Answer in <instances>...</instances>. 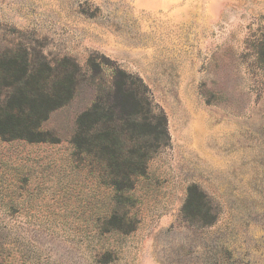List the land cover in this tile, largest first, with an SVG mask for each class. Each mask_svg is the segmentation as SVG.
<instances>
[{"label": "rangeland", "instance_id": "rangeland-1", "mask_svg": "<svg viewBox=\"0 0 264 264\" xmlns=\"http://www.w3.org/2000/svg\"><path fill=\"white\" fill-rule=\"evenodd\" d=\"M22 56L72 96L50 142L0 138V264H264V0H0V59ZM118 70L167 134L124 194L129 233L85 154V109ZM19 77L0 69L2 97ZM192 186L210 225L183 216Z\"/></svg>", "mask_w": 264, "mask_h": 264}, {"label": "trees", "instance_id": "trees-1", "mask_svg": "<svg viewBox=\"0 0 264 264\" xmlns=\"http://www.w3.org/2000/svg\"><path fill=\"white\" fill-rule=\"evenodd\" d=\"M21 59L20 63L14 57L8 61L0 59L1 70H15L20 75V87L10 95L0 94V138L50 142L49 134L40 129L41 123L71 98L72 90L63 92L64 84L53 80L50 74L45 76L44 70L34 69L27 56ZM43 67L51 70L49 64L44 63ZM105 85V98L85 109V154L104 166L107 185L115 193L112 214L106 223L113 231L129 233L135 227L128 213L120 212L122 204L129 202L124 194L133 189L134 177L145 174L153 148L161 146L163 137L167 139L165 121L153 109L141 79L118 70L112 82ZM155 117L158 122L153 125ZM149 128L152 131L147 133ZM149 135L150 139L146 137ZM183 216L207 226L216 220L218 211L192 186L187 192Z\"/></svg>", "mask_w": 264, "mask_h": 264}]
</instances>
